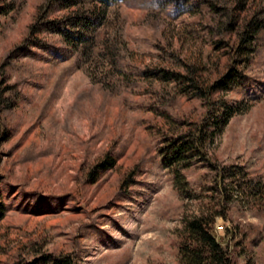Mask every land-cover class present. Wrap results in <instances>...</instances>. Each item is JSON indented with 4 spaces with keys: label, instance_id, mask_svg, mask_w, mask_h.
I'll list each match as a JSON object with an SVG mask.
<instances>
[{
    "label": "rangeland",
    "instance_id": "1",
    "mask_svg": "<svg viewBox=\"0 0 264 264\" xmlns=\"http://www.w3.org/2000/svg\"><path fill=\"white\" fill-rule=\"evenodd\" d=\"M47 1L7 0L15 9L0 17V88L21 93L12 109H0V264L70 254L81 264H179L183 220L211 207L223 212L213 234L233 263L264 264L263 211L245 195L225 205L209 167L240 166L264 182V37L249 61L237 63L240 29L221 32L196 6L173 14L164 0H121V77L102 57L77 62L56 36L42 35L60 51H16ZM261 8L264 0H252L241 17ZM193 66L209 90L232 68L250 81L208 100L182 80L150 75ZM218 100L230 114L206 142L209 161L195 157L183 171L184 193L163 165L165 140L198 131ZM107 156L115 166L96 169ZM244 234L257 239L247 250Z\"/></svg>",
    "mask_w": 264,
    "mask_h": 264
},
{
    "label": "trees",
    "instance_id": "2",
    "mask_svg": "<svg viewBox=\"0 0 264 264\" xmlns=\"http://www.w3.org/2000/svg\"><path fill=\"white\" fill-rule=\"evenodd\" d=\"M120 1L48 0L45 10L33 26L30 36L16 51L27 56L37 55L34 49L44 52L60 51V48L54 44H49L42 37L44 34L56 36L61 43L75 52L77 62L80 61V63L86 64L102 57L111 64H116L117 70L115 71L120 73L118 76L122 77L124 74L122 70L125 69L120 63H122V53L126 49V41L123 37V27L118 19ZM157 2H160V0H157ZM161 3L166 9L171 7L170 13L173 14L182 10L189 11L190 8L196 6L201 10V13L211 15V21L215 23L216 28L221 32L231 33L236 28L240 29L239 45L237 48L233 47L238 56L237 63L239 61H249L264 37V8L257 10L250 19L241 17L242 14L246 13L247 15L250 12L252 0H164ZM14 9L13 2L7 3V0H0V17H6ZM56 11L66 13L60 17H51L52 13ZM104 28L107 35L104 33L106 38L102 39L101 30ZM16 55L15 53L14 58ZM14 58L12 55V59ZM178 62L179 65L182 64L180 59ZM118 65H120L119 68ZM148 72L143 71L142 73L148 74ZM112 74L113 71L109 72L107 78L112 77ZM150 75L182 80L184 83L189 84V87L195 91L198 98L208 100H210L213 92L243 89L250 81L243 70L236 68H232L227 75L218 80L212 86V90L204 87L202 74L195 66L186 67L185 73L163 68L155 70ZM10 91H15L14 86H7L4 90L0 88V109H12L15 106L16 99L20 98L21 93L16 91L7 96ZM214 105L216 110L211 112L198 131L193 132L190 130L175 137H167L165 146L161 151L163 165L172 170L176 187L187 194L190 193V190H187L189 184L183 171L192 167V160L195 157H199L202 161H209L207 152L204 149L206 142L210 139L212 129H215L218 121L224 116H228L231 111L228 103L224 100H218L214 102ZM114 166V160L107 156L97 165L96 169L109 170ZM209 167L212 172L217 174V185L220 187L222 202L225 205L233 203L235 195L237 197L245 195L264 213V182L260 178L251 177L240 166H229L220 170L216 166ZM131 178L133 179V176ZM227 181H231V187L228 186L229 182L227 183ZM5 214L6 206L0 196V220L5 217ZM221 215H223L222 211L220 212L211 207L205 208L198 215L183 220L179 244V264H235L228 247H223L213 234L216 219ZM246 236L247 234H244V238L239 244L242 243L244 249L247 250L257 239H251L249 242ZM24 263L81 264L76 256L72 254L58 257L42 255L33 262Z\"/></svg>",
    "mask_w": 264,
    "mask_h": 264
}]
</instances>
